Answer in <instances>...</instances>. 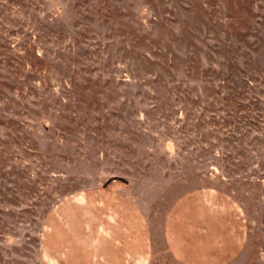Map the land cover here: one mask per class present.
<instances>
[{"label":"rangeland","instance_id":"1","mask_svg":"<svg viewBox=\"0 0 264 264\" xmlns=\"http://www.w3.org/2000/svg\"><path fill=\"white\" fill-rule=\"evenodd\" d=\"M198 191L242 217L232 264H264V0H0V264H52L86 194L179 264L164 224Z\"/></svg>","mask_w":264,"mask_h":264},{"label":"crops","instance_id":"2","mask_svg":"<svg viewBox=\"0 0 264 264\" xmlns=\"http://www.w3.org/2000/svg\"><path fill=\"white\" fill-rule=\"evenodd\" d=\"M211 192L184 195L168 214L163 242L179 264H232L242 250L239 211L226 195ZM84 198L52 210V264H151L153 232L134 203Z\"/></svg>","mask_w":264,"mask_h":264}]
</instances>
